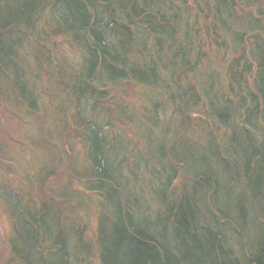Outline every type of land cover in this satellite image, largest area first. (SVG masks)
Instances as JSON below:
<instances>
[{
  "label": "trees",
  "instance_id": "1",
  "mask_svg": "<svg viewBox=\"0 0 264 264\" xmlns=\"http://www.w3.org/2000/svg\"><path fill=\"white\" fill-rule=\"evenodd\" d=\"M194 1L199 12L206 6L207 12L203 17L207 27L205 33L218 42L223 50L228 49L225 44L228 37H231L229 43L236 45L233 41L235 35L236 42H245L250 47L248 50L244 48L241 57H236L227 69L228 84H223L220 91V96L224 95L225 114L208 107L205 101L195 53L196 49H201V39L194 27L197 16L191 13L195 7H192L189 0H0V69L10 75L8 67L12 59L6 52L2 56L5 45L3 38L9 40L16 36L22 42L25 36L30 38L32 35L52 47L51 60L47 61L51 65L50 84L63 91V96H72L75 100L84 96L87 102L93 104L90 110L77 108L78 116L75 118L78 119L71 123L74 134L78 133L85 142L89 166H85V175L78 176L67 165L60 182L66 183V186L55 191L61 200V206L62 203L65 204L68 214H54L42 206L34 213L25 209L28 220L22 216L17 219L21 232L18 234L16 230L6 240V254L3 258L0 255V264H264V226H259L260 231L259 227L256 229V221L263 217L254 203V195L234 201L229 210L220 208L217 200L222 186L217 181L218 176H215L214 171L210 175L193 172L185 165L182 157L175 153L176 156L172 159L170 150H176V141L173 143L172 140L170 145L166 143L164 146L163 140L167 134L162 131L159 134L158 127L151 120L154 117L151 113L150 119L146 113V117L132 120L133 127L138 124L136 128L144 138V143L151 141L147 134L157 133L162 139L161 143L158 142L159 137L157 140L152 139L148 146L149 153L142 156L147 158L146 162L142 159L144 166L153 175L154 171H150L151 159L155 152H160L161 159L158 160L163 164L168 160V164L175 170L163 184L171 189H184V193L175 194L177 197L181 196L177 211L175 204L168 205L166 201L159 199L162 211L157 216L158 220L162 219L161 215L175 217L173 227L166 225L163 236L153 228V223L157 224L158 220L150 222V227L144 226L140 219L145 215L148 217L145 205L142 201L133 199L134 195L129 198L121 185V182L127 183L121 165H129L130 158H126L122 141H115L116 137L113 140L109 136L114 130V133L118 132L117 122H124L132 111H128L122 101L114 103L113 112L116 114L112 118L103 114L101 108H97L98 102L107 98L112 103L116 90L124 89L125 82L152 88L158 86L162 77H159L157 83L151 82L148 73L135 70L142 68L139 61L132 59L138 55L145 56V53L149 57H159L166 51L167 55L171 53L174 59H178L177 70L179 73L182 71L178 83L172 82V86L178 89L177 94H171L168 98L176 107L172 113L180 112L181 117L176 116L187 121L191 112L201 111L209 118L216 119L214 124H207L211 125L214 133L220 134L219 137L241 132L246 136L247 142L251 143L250 138L256 137L253 136L254 128L238 127V124L233 126L232 120L236 118L237 111H242L239 108H242L244 117L254 127L255 124L247 113L252 109L255 111L253 115H256L260 107L264 106V0ZM247 3L252 5L250 8L258 11L257 17L253 15L256 18L251 19L255 22L251 28L253 31H260L252 35H248L247 30L235 33L228 24L235 10L239 15L242 5ZM59 38L66 42L68 49L80 52L84 57L82 68L75 75L66 76L63 73L65 71H60L59 63L57 66V56L60 54L58 47L61 46ZM137 41L144 45V52L136 48ZM236 49L237 47L231 48L232 52ZM247 53L249 55L246 56ZM2 57L8 61H4ZM141 64L143 67L144 63ZM154 68L150 69V73L157 75ZM17 78L25 84L22 91L19 82L7 81L8 84L13 83L11 88L19 93L17 96L33 105L35 101L33 90L29 88L30 83L21 75ZM243 86L248 87V95H245ZM180 120L178 124L183 127ZM221 129L226 131L221 132ZM262 136L258 139L264 144ZM249 150L252 151L253 159H264L262 150ZM129 152L130 150L127 155ZM219 155L221 163L225 156L222 152ZM36 168L37 171H31L35 178L40 175L39 170L42 171L45 167L37 165ZM222 169L223 167L218 168L226 176ZM250 170L249 162L243 168V175L248 178ZM181 171L186 172L188 177H184L180 185L173 187L172 184ZM80 180L86 184L87 192L95 195L100 203L102 201L106 204L99 210L94 230L90 227V220L78 217L84 213L83 210L81 212L84 208L76 196L78 188L74 185ZM260 180L264 182V178ZM159 182L160 180H154L152 184L158 186ZM54 189L57 190V186ZM210 196L212 199H209ZM115 199L117 202L114 205ZM123 203L130 208L126 214L123 212ZM91 204L94 203L91 201ZM114 208L115 214L112 212ZM249 208L256 211V215L250 213Z\"/></svg>",
  "mask_w": 264,
  "mask_h": 264
},
{
  "label": "rangeland",
  "instance_id": "2",
  "mask_svg": "<svg viewBox=\"0 0 264 264\" xmlns=\"http://www.w3.org/2000/svg\"><path fill=\"white\" fill-rule=\"evenodd\" d=\"M189 2L193 4L192 7H195L191 10V13L196 15L198 19H196L197 22H195L194 27L197 29L201 39V49H196L195 53L199 64V82L204 89L205 101L208 107H213L217 112L225 114L224 95L220 96V91L223 84H228L227 69L232 65L236 57L244 53V48L248 50L250 47L245 42H236L237 39L235 38L237 36L235 35L233 41L236 45H231L229 43L231 37H228L225 39L228 49L223 50L218 42L212 38L210 39L205 33L207 27L204 25L203 17L207 12L206 6L203 8L204 12H199L200 10H197L195 1L189 0ZM245 6L242 5L243 9L239 15L235 10V14H233L228 24L235 33L243 30L249 31L248 35L258 33L260 30L253 31L254 29L251 28V25L253 26L255 23L253 20L257 17L258 11L253 7L250 8L252 5H248V3ZM197 11L199 14L196 13ZM185 37L186 35H184ZM3 40L5 45L3 46L2 56H5V52L10 54L12 62L8 67L10 75L0 69V255L2 258L6 254V240L16 230L18 234L21 232L17 226V219L22 216L28 220L25 209L34 213L42 206L47 207L54 214L59 212L63 215L68 214L65 204L62 203L61 206V200L58 199L56 194L60 188L64 189L66 186V183H60L64 177V169L69 165L71 166L69 168L73 172L76 171L78 176H83L85 175V166H89L85 142L78 133L74 134L75 131H73L74 128L71 123L74 122V119H78L75 118L78 116L77 108L84 107L86 108L85 110H88L93 105L87 102L84 96L81 99L77 97L76 100L72 96H63V91L57 90L53 84H50L49 68L51 65L47 61L53 53L51 51L52 47H49L48 44L39 41L32 35L30 38L25 36L22 42L16 36L9 40L4 37ZM58 40H60L61 46L58 47L60 53L57 56L58 60L55 57V60L58 61L57 66L59 63V66H61L60 71H65L63 73H66V76L69 74L70 76L75 75L82 68L84 57L80 52L78 53L70 47L68 49L66 42L61 40V38ZM194 42H196L195 39ZM136 44V48L140 52V49L144 52V45L139 41ZM183 44L187 45L184 42ZM232 47H237L235 52H232ZM171 55V53L167 55V52L164 51L162 56L159 57L152 55L151 58L145 53V56L138 55L132 59L139 61L140 68H142L135 70L143 71L142 73L146 72L145 74L148 73V79L151 82L157 83L159 77H162L158 86L152 88V86L125 82L124 89L116 90L113 88L116 90V94L113 96L114 100L112 103H109V98L101 103L97 101L99 104L97 108H101L103 114L106 113L111 118L115 117L116 114V112H113V105L116 101H122L125 108H128V111H132V114H128L126 117L125 123L117 122L116 128L118 132L114 133V130L109 134L113 140L116 137L115 141H122L123 151H126V158H128L127 160L130 158L129 165H121L122 171L125 172L123 175L127 180V183L121 182L122 187L129 198L134 195L133 199L142 201L143 205H145L147 211L144 210V212L146 211L148 217H145V215L140 219L144 226L150 227L148 225L150 222L153 223V221L158 220L157 216L162 211L159 199H163L168 205L175 204L176 211L179 209L181 196L177 197L175 194H183L184 189L182 191L179 188L171 189L163 184L168 181L175 171L171 164H168V160L164 161L165 163L163 164L162 161L158 160L161 159V153L155 152L151 159L152 168L150 169V171H154V174L150 175L148 168H146L147 166H144L147 158L144 159L142 156L144 153H149L148 146L151 145L150 142L152 139L157 140L159 135L157 133L152 135L146 133L147 138L151 137V141L144 143V138H142L138 128H136L138 124L135 122L136 126L133 127L132 125V120H137L143 116L146 117V113L149 115L148 119L152 118L149 114L151 113L154 116L151 120L158 127L157 131L159 134L161 131L163 134H167L163 140V143L165 142L164 146L166 143L170 145L172 140H174L173 143L176 141V150L174 152L170 150L172 159L176 156L174 155L175 153L182 157L185 165H188L193 172L210 175L214 171L215 176H218L217 181L222 186L217 200L218 206L223 210H229L233 206L234 201L244 200L247 197L251 198L254 195L256 199L254 203L261 210L260 214L263 217L256 221V229L260 225L264 226V182L260 180V178H264V159L262 157L253 159L252 151L249 150L260 149L264 152V144H261L258 139L260 136H264V123L262 122L264 121V106L260 107L261 109L256 112V115H253L255 111L252 109L247 113L255 124L254 127L246 120V116L244 117V109L242 108H239V110L241 109L243 112L237 111L236 118L232 120L233 126L238 124V127L246 126L251 130L254 128L253 136L256 137L250 138L251 143L247 142L246 136L241 132L236 134L232 132L226 137H219L220 134L214 133L211 125L207 124V122H213L214 124V122H217L216 119L214 117L209 118L206 113L201 111L197 113L191 112L187 121L180 120L177 117L178 115L181 117L180 112L174 111L175 113H172L176 107L171 102V99H168L169 95L177 94L178 89L172 86V82L178 83L182 72L179 73L177 70L179 66L178 59H174ZM247 55L249 54L247 53ZM2 59L8 61L5 57H2ZM152 62L155 64V68ZM141 63H144L143 67ZM152 68L157 71V75L150 73ZM18 75L23 76L24 80L26 79V82L30 83L29 88L33 90L32 94L35 101L33 105L30 101L23 100L17 96L18 92L16 93L11 88L13 83L11 85L8 84L7 81H21V79L17 78ZM164 79L166 80L164 81ZM193 80H191L192 83L195 81ZM19 83L22 85L20 87L21 90L25 84H23V81ZM250 89L249 87V91H251ZM243 91L245 95H248V87L243 86ZM28 93L30 95V92ZM248 103L250 104L249 101ZM179 120L183 122V127H181L180 123L178 124ZM223 131L226 130L221 129V132ZM228 139L230 141L233 139V141L230 142ZM158 142H162L161 137H159ZM31 146L33 147L31 148ZM129 150L130 152L127 155ZM221 152L225 158L220 163L219 154ZM166 153H168V150ZM248 160H251L249 161L251 170L247 178L243 175V168L249 163ZM37 165L45 168L42 171L39 170L40 175L38 174L39 176L35 178L32 176L31 171H37ZM222 167L226 176L221 174V170H218V168ZM183 171L173 182V187H177L184 177H188L186 172ZM154 180H160L158 186L157 184H152ZM74 185L78 188L76 196L84 208L81 209V212L83 210L84 213L82 212L78 217L90 220V227L94 230L99 210L106 204H103L102 201L100 203V200L95 195L85 190L86 184H84V181L80 180ZM56 186L57 190L54 189ZM91 195L93 196L91 197ZM14 199L17 201L22 213L18 212ZM209 199H212L211 196ZM91 201L94 204H91ZM116 202L115 199L114 205ZM122 207L124 214L130 211V208L125 203L122 204ZM104 209L107 208L105 207ZM112 212L115 214L116 209L114 208ZM249 212L252 214L256 213L250 208ZM161 217L162 219H159L156 222L157 224L153 223L155 225L153 228L156 229L159 235L163 236L166 225L173 227L172 223H174L175 217L170 218L166 215H161ZM28 222L32 224L30 221ZM61 229H63V226Z\"/></svg>",
  "mask_w": 264,
  "mask_h": 264
},
{
  "label": "water",
  "instance_id": "3",
  "mask_svg": "<svg viewBox=\"0 0 264 264\" xmlns=\"http://www.w3.org/2000/svg\"><path fill=\"white\" fill-rule=\"evenodd\" d=\"M14 204H15V206L18 208V212H19V213H22V212H21V209L18 207V205H17V201H16L15 199H14ZM38 259H39V258H38Z\"/></svg>",
  "mask_w": 264,
  "mask_h": 264
},
{
  "label": "flooded vegetation",
  "instance_id": "4",
  "mask_svg": "<svg viewBox=\"0 0 264 264\" xmlns=\"http://www.w3.org/2000/svg\"><path fill=\"white\" fill-rule=\"evenodd\" d=\"M48 60H51V58L49 57Z\"/></svg>",
  "mask_w": 264,
  "mask_h": 264
}]
</instances>
